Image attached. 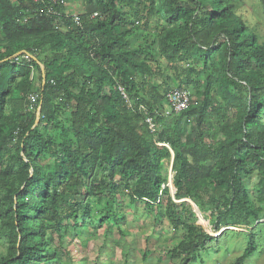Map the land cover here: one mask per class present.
<instances>
[{
    "label": "trees",
    "instance_id": "16d2710c",
    "mask_svg": "<svg viewBox=\"0 0 264 264\" xmlns=\"http://www.w3.org/2000/svg\"><path fill=\"white\" fill-rule=\"evenodd\" d=\"M160 2L169 23L181 25L178 35L163 46V56L168 60L184 61L191 57L205 60L221 51L228 86L247 92V104L241 107V120L234 127V134L239 135L240 140L238 146L233 143L226 156L225 176L217 182L232 194L231 214L212 223L211 230L217 233L221 226L252 228L264 219L260 218L263 211L250 201L243 180L247 168L235 154L247 150L253 162L261 167L258 192L264 202V126L256 122L264 108V46L258 44L255 35L240 20L232 17L230 8L224 5L225 0ZM106 5L107 12L98 15V24L91 27L85 23L82 12L81 25L76 26L65 18L40 16L35 0H18L15 8L11 0H0V37L23 44L19 51L9 49L10 54L0 55V163L14 134L19 136L21 145L0 169L4 203L8 206L0 216L4 220L7 245L0 264L54 261L55 238L58 242L64 238L67 218L63 209L67 208L68 221L77 226L80 216L85 217L90 211L86 198L92 193L101 205L106 199V212L99 223L115 219L116 192L133 185L134 196L157 205L168 195V182L173 196L176 190L177 201L193 199L201 206L217 203L216 195L209 194L203 187L193 191L188 146L182 141L180 127L184 117L196 118L198 126L202 125L208 114L212 80L207 78L198 105L193 104L179 116L154 117L155 123L160 118L177 120L161 133H152L138 106H144L151 116L164 108L147 103L136 85L135 60L138 59L115 49L120 34L127 30L126 24L132 18L120 13L115 0H106ZM25 17L27 22L23 23ZM58 22L65 26V36L52 30L53 23ZM20 51L30 58L29 63L10 60ZM37 53L41 56L46 53V56L37 57ZM39 62L43 71L39 77L40 87L35 89L30 76L32 69H40ZM118 86L126 89L134 109L128 108L121 99ZM33 94L39 100L36 105H30L33 112H28V97ZM221 98L228 101L229 108H234L230 95H221ZM58 100L72 113L66 130L68 136L61 129L63 141L57 144L53 137H44L39 130L57 120ZM11 119H15L16 124H12ZM8 127L12 133H5ZM166 146L174 154V189V172L171 171L168 181L162 173L163 161L171 158ZM29 151H35L36 157H31ZM42 154H48L52 163L46 176L37 165ZM15 168L23 175L10 181ZM99 174L101 178L97 181ZM16 180H19V188L15 187ZM247 238V248L236 264H243L255 254L254 235L249 234ZM189 248L197 247L189 244Z\"/></svg>",
    "mask_w": 264,
    "mask_h": 264
},
{
    "label": "rangeland",
    "instance_id": "374dc122",
    "mask_svg": "<svg viewBox=\"0 0 264 264\" xmlns=\"http://www.w3.org/2000/svg\"><path fill=\"white\" fill-rule=\"evenodd\" d=\"M115 1L120 13H127L132 18L126 24L127 30L120 34V42L115 49L138 59L135 60L134 79L147 103L165 109V96L170 91L184 89L191 94L196 106L203 97L207 78L212 80V96L202 125L198 126L196 118L184 117L180 127L182 141L188 146L189 178L194 187L193 191L196 187H203L209 194L216 195L217 203L215 206H201L200 202L193 199L177 201L176 190L173 196L168 182V195H164L161 204L157 205L134 196L133 185L116 192L117 202L113 212L115 219L99 223L106 212V199L101 205L92 193L86 198L90 211L87 216H80L77 226L68 221L67 208L63 209V215L67 218L64 223V238L62 242L55 238V260L42 264H236L247 248L249 234L254 235L256 251L243 264H264V219L256 222L252 228L221 226L217 233L211 230L212 223L231 214L229 202L232 194L225 187L217 185V182L225 176L226 156L233 143L238 146L240 140V136L234 134V127L241 120V107L247 104L246 90L228 86L221 51L207 56L205 60H198L199 57L184 61L168 60L163 56V46L178 35L181 25L169 23L160 0ZM11 5L15 8L18 0H11ZM224 5L230 8L233 18L240 20L255 35L258 44L264 46V0H225ZM68 7L84 13V21L91 27L98 24V15L107 12L106 0H68ZM58 23H53L52 30L65 36V26ZM22 45L18 40L0 37V55L10 54L9 49L19 51L18 48ZM24 56V52L20 51L10 60L19 59L20 64L24 61L25 64L29 63L24 60ZM45 56L46 53L37 57ZM38 66L39 72L32 69L30 76L35 89L40 87L39 77L43 71L41 62ZM226 94L232 98L231 104L234 108H229L228 101L224 102L221 98V95ZM56 103L59 113L54 127L42 126L39 133L44 137H53L58 144L63 141L61 129L68 136L66 130L70 125L72 110L59 100ZM27 111L33 112L28 104ZM176 120L177 118L158 119L155 134L161 133L166 126H173ZM11 121L16 124L15 119ZM256 122L264 126V108ZM55 127L59 128L56 130ZM5 133H12L11 128L8 127ZM20 147L19 136L14 134L7 153L2 157L0 169L4 168L8 158L17 153ZM29 154L36 157L35 151H29ZM170 156L169 160L163 161L162 168L167 181L173 170L171 152ZM235 157L247 168L243 176L245 188L255 208L263 211L260 218H264V202L258 192L261 167L253 162L251 153L247 150H239ZM37 165L42 175H48L52 165L50 156L40 155ZM173 172L172 186L176 176L174 170ZM21 175L23 174L15 168L9 180L18 179ZM100 178L101 174L97 181ZM116 180L119 182V178ZM19 186V180H16L15 187ZM4 195L5 191L0 184V216L8 208L4 203ZM78 201L82 203L81 199ZM3 223L4 220L0 219V258L7 250ZM205 237L214 240H206ZM189 244H194L197 248L193 250L189 248Z\"/></svg>",
    "mask_w": 264,
    "mask_h": 264
},
{
    "label": "built area",
    "instance_id": "2783aa9c",
    "mask_svg": "<svg viewBox=\"0 0 264 264\" xmlns=\"http://www.w3.org/2000/svg\"><path fill=\"white\" fill-rule=\"evenodd\" d=\"M35 3L39 6L38 14L40 16H49L57 20H62L65 18L71 21L72 23H74L76 26L81 25L82 13L69 9L68 0H35ZM25 22H27V17L23 19V23ZM24 60H28L29 62L30 58L28 56H24ZM117 92L121 97V99L126 104V106L130 109H134V102L129 97L126 89L122 86H118ZM165 99L167 103L166 108L162 111L159 110L154 111L153 112L154 116L149 115L147 109L144 106L142 105L138 106V111L145 114L146 116L145 124L148 126L149 130L152 133L156 132V123L154 117L160 116L167 118V117L179 116L185 111H187L193 105L191 94L184 89H177L170 91L165 96ZM38 100H39L38 96L34 94L28 97V103L31 106L36 105L38 103Z\"/></svg>",
    "mask_w": 264,
    "mask_h": 264
},
{
    "label": "water",
    "instance_id": "95a60500",
    "mask_svg": "<svg viewBox=\"0 0 264 264\" xmlns=\"http://www.w3.org/2000/svg\"><path fill=\"white\" fill-rule=\"evenodd\" d=\"M39 115H40V108L38 110V114H37V122H38V119H39ZM173 157H174V154L172 155V164H173ZM173 181V179H172ZM174 189V188H173ZM175 190V189H174Z\"/></svg>",
    "mask_w": 264,
    "mask_h": 264
},
{
    "label": "bare ground",
    "instance_id": "6f19581e",
    "mask_svg": "<svg viewBox=\"0 0 264 264\" xmlns=\"http://www.w3.org/2000/svg\"><path fill=\"white\" fill-rule=\"evenodd\" d=\"M168 149H169V147L168 146H166ZM170 150V149H169ZM170 152H171V150H170ZM173 171V170H172Z\"/></svg>",
    "mask_w": 264,
    "mask_h": 264
}]
</instances>
